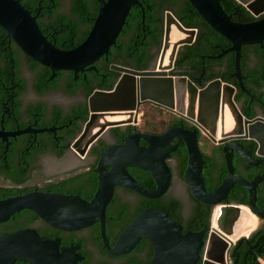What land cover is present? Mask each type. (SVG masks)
<instances>
[{
    "label": "flooded vegetation",
    "instance_id": "af4514ba",
    "mask_svg": "<svg viewBox=\"0 0 264 264\" xmlns=\"http://www.w3.org/2000/svg\"><path fill=\"white\" fill-rule=\"evenodd\" d=\"M16 1L35 19L47 40L60 50H70L80 45L89 35L99 13L98 0ZM169 2L151 0L148 3L140 0L131 9L116 45L107 55L81 72L54 71L34 61L0 25V199L40 191L80 196L91 201L99 187L97 169L104 152L130 142V149H149V144L141 135L162 136L179 127L198 132L199 148L204 160L202 177L205 189L207 186L209 188L207 192L216 190L227 177L226 147L236 149L242 144L258 161L256 165H248L234 150L232 163L235 176L248 181L264 176V172L259 173L264 168V158L257 155V150L253 155L251 140L219 142L216 138L215 142L185 114L180 116L150 103L141 105L137 120L132 124L103 131L84 157L73 150L76 146L83 149L76 144L91 118L90 98L99 91H112L123 77L115 67L137 71L156 70L163 41L159 48L155 36L162 26L164 30L166 13H173L170 6L179 9L183 4L182 0H175L174 5ZM229 53L220 58L210 56L216 57L222 53L208 55L211 61L209 65H206V58L202 57L200 61L203 65H198L197 60L183 67L176 66L177 55L170 75L185 77L198 91L204 90L215 80L222 81L216 77L228 70ZM246 54L245 67L255 71V75L249 77L244 74L247 70L241 69L245 90L239 86L235 71L230 73L231 82H222L236 89L233 100L246 119L264 118V51L260 55L250 49ZM148 108H158L164 113L150 114V127L147 128ZM151 120H154L152 124ZM154 149H159L155 156L159 171H163V157L170 170V185L158 198H148L129 187L115 186L106 208L105 232L110 248H114L126 228L148 210L168 214L181 225L183 232L193 230L195 225L202 226V231L210 227L205 226L204 219L209 208L212 206L214 210V206L197 200L185 179L189 160L186 143L173 138ZM111 168L108 166L106 169L110 171ZM126 170L146 190L158 189V183L150 171L137 167H128ZM238 186L241 185L235 184L232 188L228 202L238 204L237 201L244 197V193L238 192ZM256 204L258 207L264 204V180L258 186ZM196 217H199L198 222H195ZM11 218L1 225L11 223ZM101 227V223L97 222L81 230L61 231L40 219L27 229H34L46 238L60 240V247L71 250L70 259L76 264H149L153 259L155 251L148 239H142L126 254H110L102 238ZM263 227L264 219L259 230ZM5 232L8 231L3 229L1 233ZM205 236L207 239V233ZM258 246L250 250L246 242L237 243L230 250V264H256L255 258L264 264V252ZM245 247L247 252L242 256L240 252ZM16 264L30 263L18 261Z\"/></svg>",
    "mask_w": 264,
    "mask_h": 264
},
{
    "label": "water",
    "instance_id": "95a60500",
    "mask_svg": "<svg viewBox=\"0 0 264 264\" xmlns=\"http://www.w3.org/2000/svg\"><path fill=\"white\" fill-rule=\"evenodd\" d=\"M99 13L87 38L77 47L60 50L43 35L35 19L16 0H0V25L22 50L34 61L52 70L84 71L107 55L121 34L131 9L140 0H98ZM211 29L231 43V47L216 57L235 54V76L245 90L241 74L242 48L247 45H264V0H235L239 7L234 15H240L242 7L257 20L248 23L234 21L222 6V0H187ZM197 29L186 28L172 13H166L161 54L155 71H137L127 67H115L123 74L112 91L96 92L89 100L91 118L82 137L73 149L84 157L94 140L106 129L124 127L137 120L144 103L173 111L202 127L215 142L251 140L257 143V155L264 158V118L246 119L233 100L236 89L221 80H215L204 90L185 77H174L177 55L184 46L193 45ZM225 89L230 93L232 108L236 112L235 130L226 133L222 97ZM187 98V99H186ZM187 104V106H186ZM149 149H130L131 142L103 153L97 172L99 187L91 201L80 196L34 191L6 199H0V224L24 210L36 214L51 227L63 231H77L99 222L106 249L114 256L130 252L142 239H148L155 254L149 264H230L229 254L234 245L246 242L250 250L264 239L259 236L254 245L249 237L259 230L264 219V208L256 204L257 189L264 176L248 181L235 176L232 163L236 150L248 165L258 161L239 144L236 149L224 150L228 174L214 191L207 192L202 177L203 157L199 148L198 132L179 127L162 136L141 135ZM173 138L182 139L188 149V167L185 179L195 198L214 206L210 227L200 232L184 233L180 224L168 214L148 210L136 218L122 233L114 248L109 247L105 232L106 208L115 186L132 188L148 198H158L168 189L171 173L162 158V173L156 166L158 145ZM137 145V144H136ZM111 170L107 171V167ZM137 167L152 173L158 183L156 191L146 190L127 172ZM163 174V177L161 176ZM235 184L249 193L248 205L230 203L228 195ZM253 223V224H252ZM207 233V239L204 238ZM71 250L62 249L60 240L41 236L34 229H21L0 235V264H76L70 259ZM256 264H261L255 258Z\"/></svg>",
    "mask_w": 264,
    "mask_h": 264
},
{
    "label": "trees",
    "instance_id": "16d2710c",
    "mask_svg": "<svg viewBox=\"0 0 264 264\" xmlns=\"http://www.w3.org/2000/svg\"><path fill=\"white\" fill-rule=\"evenodd\" d=\"M148 3H151V0H145ZM172 5H174L175 0H169ZM183 4L179 9L174 8V6H170V10L173 11L174 15L178 18V20L186 27V28H194L198 30V35L196 38V41L193 45L186 46L183 51H181L178 55L177 67H183L186 63H192L199 61L198 65H203L202 61L200 59L202 57H205L206 65L211 64V61L207 58L208 55H217L222 53L223 51L229 49L231 47V43L225 39L223 36L215 32L211 27L207 25V23L200 17V15L197 13V11L192 7V5L187 0H182ZM222 6L224 10L229 14L232 15V19L234 21H239L242 23H248L253 22L257 20L250 12H248L245 8L242 7V13L241 15H234L236 8L239 7V4L235 0H222ZM148 22L146 23V27H148ZM163 26L162 29L156 34V42L158 44V47L161 48L162 41H163ZM250 49H254L257 51L258 54L261 55L264 51V45L263 47L260 45H247L243 46L242 48V56L241 59V69L243 71H246L245 67V60L247 58L246 52ZM227 57L230 58L229 60V66L228 70L224 74L218 75L216 78H221L224 82H231L230 73L235 71V54L233 52L229 53ZM245 57V58H244ZM245 59V60H244ZM137 69H140L141 67L135 66ZM248 72V73H247ZM247 72H244V74H248L250 76L255 75V71L247 70ZM149 110L146 111L147 116V128L150 127V114H156L157 112L164 113V111L159 110L158 108H148ZM163 117V116H162ZM154 119V118H152ZM155 120V119H154ZM153 120V121H154ZM151 120V124L153 123ZM251 147L254 149H251L253 155H255V152L257 150V143L254 141L250 142ZM205 157V156H204ZM206 159V158H205ZM264 160V159H263ZM264 168L259 171V173H263ZM255 175V174H253ZM250 179V178H249ZM239 190L238 192L244 193V197L240 200H238V204H244L248 205V193L246 189L242 186H238ZM206 191H209L208 186L206 187ZM259 207H264V204L259 205ZM212 206L209 208L206 218L204 219L205 226L209 227L211 223V217H212ZM39 219V217L30 212V211H22L21 213H17L14 217L11 218V223L7 225H1L0 224V235L2 234V230L8 232H15L21 229H27L32 227L34 223H36ZM199 217L195 218V222H198ZM202 226L195 225L193 230L189 232H200L202 231ZM187 230H184V233ZM264 234V227L259 230L258 232L254 233L250 239L249 242L254 244L260 235ZM42 236V235H41ZM206 238V236H205ZM50 239V238H49ZM262 248V252H264V239L260 242L258 248ZM247 252V248L243 251H241V255L244 256Z\"/></svg>",
    "mask_w": 264,
    "mask_h": 264
},
{
    "label": "bare ground",
    "instance_id": "6f19581e",
    "mask_svg": "<svg viewBox=\"0 0 264 264\" xmlns=\"http://www.w3.org/2000/svg\"><path fill=\"white\" fill-rule=\"evenodd\" d=\"M222 109L225 115V131L226 133L235 130L236 124V112L232 108L230 101V93L225 89L222 97ZM253 224V223H252Z\"/></svg>",
    "mask_w": 264,
    "mask_h": 264
},
{
    "label": "rangeland",
    "instance_id": "374dc122",
    "mask_svg": "<svg viewBox=\"0 0 264 264\" xmlns=\"http://www.w3.org/2000/svg\"><path fill=\"white\" fill-rule=\"evenodd\" d=\"M207 147H208V146H207ZM207 147H206V148H207Z\"/></svg>",
    "mask_w": 264,
    "mask_h": 264
}]
</instances>
